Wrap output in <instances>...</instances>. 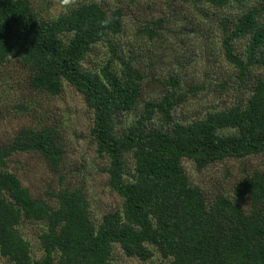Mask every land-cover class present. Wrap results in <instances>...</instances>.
<instances>
[{"label": "trees", "instance_id": "1", "mask_svg": "<svg viewBox=\"0 0 264 264\" xmlns=\"http://www.w3.org/2000/svg\"><path fill=\"white\" fill-rule=\"evenodd\" d=\"M251 1L258 2L194 3L236 9L222 47L240 82L264 68V1L253 7ZM123 19V9L88 3L47 20L31 0H0V69L20 62L29 70L30 89L57 97L66 83L82 96L93 114L90 135L97 154L109 162L108 185L122 200L120 209L96 223L83 188L51 191L53 204L33 197L10 170L9 159L33 153L58 170L66 148L56 127L23 128L10 145L0 146V255L12 264H115L119 247L127 258L144 262L158 255L168 264H264V172L242 177L232 196L218 194L211 201L191 183L183 164L191 161L201 172L226 160L264 155V77L256 79L247 105L187 124L174 118L187 100L182 79L170 76L159 82L165 90L160 100L146 102L140 118L121 133L118 119L138 107L148 77L131 57L121 58L119 46L111 42L122 34ZM163 23L144 30L155 37ZM239 41L246 46L238 52ZM99 44L108 45L109 59L98 71L86 69L88 55ZM154 120L159 125L149 127ZM127 156L134 164L130 174ZM24 219L45 226L40 259L32 256L19 230Z\"/></svg>", "mask_w": 264, "mask_h": 264}, {"label": "rangeland", "instance_id": "2", "mask_svg": "<svg viewBox=\"0 0 264 264\" xmlns=\"http://www.w3.org/2000/svg\"><path fill=\"white\" fill-rule=\"evenodd\" d=\"M34 9L43 19H55L77 7L98 3L106 10H124L122 34L111 38L119 46V55L131 57L136 69L147 79L138 107L120 115L118 130L123 133L144 112L149 101H159L165 90L159 82L170 76H180L181 89L187 100L180 104L174 118L190 124L204 119L207 114L227 110L236 105H247L255 81L264 77V68L251 71L244 82L238 71L225 57L223 40L232 32L236 9L215 10L196 5L198 0H31ZM251 1V7L264 0ZM231 10V11H229ZM158 20L164 23L151 37L144 29ZM222 21H228L222 26ZM246 42L235 43L236 50L245 49ZM107 44L93 47L85 68L98 71L109 59ZM118 64V63H117ZM116 64V65H117ZM116 68V66H115ZM29 70L20 62H11L0 69V146L10 145L23 128L56 127L60 130L66 154L58 170L41 156L33 153L15 154L9 159L10 170L30 190L35 198L53 204L48 195L60 188H83L90 202L96 223L104 214L120 209L121 198L108 185V160L97 154L96 144L90 135L93 114L84 104L82 96L64 83L61 96L50 97L29 88ZM154 120L148 126H158ZM127 173L133 171L131 156L126 157ZM193 185L200 186L209 200L216 195L232 196L235 184L244 176L264 172V155L241 160H226L199 172L188 160L183 162ZM244 208L248 202H239ZM45 226L23 220L19 230L31 244L35 259L43 255L39 236ZM115 264H168L156 255L150 262L127 258L119 247L115 248ZM0 264H12L0 255Z\"/></svg>", "mask_w": 264, "mask_h": 264}, {"label": "clouds", "instance_id": "3", "mask_svg": "<svg viewBox=\"0 0 264 264\" xmlns=\"http://www.w3.org/2000/svg\"><path fill=\"white\" fill-rule=\"evenodd\" d=\"M65 3H67V0H65Z\"/></svg>", "mask_w": 264, "mask_h": 264}]
</instances>
